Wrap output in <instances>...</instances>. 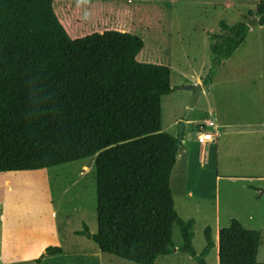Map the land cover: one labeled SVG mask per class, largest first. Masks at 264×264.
I'll return each mask as SVG.
<instances>
[{
    "label": "trees",
    "instance_id": "obj_1",
    "mask_svg": "<svg viewBox=\"0 0 264 264\" xmlns=\"http://www.w3.org/2000/svg\"><path fill=\"white\" fill-rule=\"evenodd\" d=\"M54 2L0 0V173L96 157L98 231L84 225L77 236L134 264H158L175 251L208 264L216 248L213 228H205L206 245L197 253L196 222L180 217L170 185L181 147L179 137L162 128L171 69L140 63L144 42L131 33L72 39ZM251 23L264 27V0L243 21L219 23L223 33L212 35L213 67L204 87L242 46ZM218 244L219 264H263L261 233L238 220L220 229Z\"/></svg>",
    "mask_w": 264,
    "mask_h": 264
},
{
    "label": "rangeland",
    "instance_id": "obj_2",
    "mask_svg": "<svg viewBox=\"0 0 264 264\" xmlns=\"http://www.w3.org/2000/svg\"><path fill=\"white\" fill-rule=\"evenodd\" d=\"M259 1L55 0L54 8L69 30L84 28L85 21L90 33L100 32L106 23L107 29L141 38L144 48L137 60L171 69L173 93L162 99V128L180 139V123L185 121L170 185L180 217L196 222L195 250L201 253L205 248L206 227L213 228L216 242L217 229L238 220L261 233L258 261L264 264V135L245 138L237 135L238 130L225 129L213 144L197 141L201 131L197 124L213 119L209 116L213 105L222 106L226 70L246 68L247 78H254L264 69V27L251 23L246 45L223 64L216 80L215 73L214 98L208 93L210 86H205L191 107L194 92L186 89L198 78L204 82L212 69V35L223 33L219 23L243 21ZM75 11L83 13L84 21L78 23ZM232 91L242 94L246 114L253 116L257 88ZM84 225L97 233L96 157L41 171L0 173V264H35L40 258L41 264H134L104 254L93 241L77 236ZM174 242H182L178 227ZM55 248L63 252L54 254ZM157 262L196 264L193 257L177 251ZM208 264H217L214 250Z\"/></svg>",
    "mask_w": 264,
    "mask_h": 264
},
{
    "label": "crops",
    "instance_id": "obj_3",
    "mask_svg": "<svg viewBox=\"0 0 264 264\" xmlns=\"http://www.w3.org/2000/svg\"><path fill=\"white\" fill-rule=\"evenodd\" d=\"M57 16L59 17L58 11H56ZM75 16L77 18V21L79 19H82L84 21V15L83 13L78 14L77 11L74 12ZM61 23L64 25L65 29L67 30L69 36L72 39H78L84 36H87L90 33L89 29H87L84 23L81 24L84 25V28H78V29H68L64 22L59 17ZM79 23V21H78ZM262 28V27H261ZM107 30L106 23L104 24V27L102 31L99 33H103ZM119 31V30H116ZM121 32H125L122 30ZM94 33V32H93ZM248 38V37H247ZM247 38L242 44V46L233 54L234 55L239 52L247 43ZM232 57L229 59L231 60ZM228 60V61H229ZM248 69L246 68H236V69H228L226 70V83L224 84L225 88V94L221 97V104L222 106H212L210 108L209 116L213 117V119H209L205 122L199 123L197 125H203L205 132L211 137L212 141L209 144H213L214 142L218 141L221 138V133L219 131L222 130H238L237 135L239 136H248V135H264V69H259L257 73V77L254 78H247ZM221 71H218L215 76V80L217 79V75L220 74ZM195 84H201L203 88L204 93V82L202 78H198L197 82ZM216 83H211L210 89L208 93H210L214 98V86ZM253 85L254 88H257L258 90V98L257 101H254L251 103V105L254 107V110L252 113L253 116H248L249 114H246L248 111L247 104L245 105L244 100L240 97L242 94H239L237 91L233 92L232 89H244L246 87H249ZM235 113L231 117L230 114ZM257 116V117H256ZM212 128V131L210 130ZM247 129H254V131H246ZM258 129V130H256ZM263 129V130H261ZM245 130V131H241ZM241 131V132H240ZM198 141V137H197ZM183 143V140L181 144ZM199 144V143H198ZM203 160V159H202ZM200 162H203V161ZM202 164V163H201ZM33 172V171H32ZM16 173V172H15ZM188 197H193L192 191H189ZM221 228H218L216 231V248L214 249L215 253V259L217 261V264H219V231ZM215 234V233H214ZM178 252V251H177ZM211 255V254H210ZM209 258V257H208ZM207 258V261H208Z\"/></svg>",
    "mask_w": 264,
    "mask_h": 264
},
{
    "label": "water",
    "instance_id": "obj_4",
    "mask_svg": "<svg viewBox=\"0 0 264 264\" xmlns=\"http://www.w3.org/2000/svg\"><path fill=\"white\" fill-rule=\"evenodd\" d=\"M187 90H192L194 92V95H193V101H192V104H191V107L194 106L195 102L197 101L198 97L201 95V93L203 92V88H202V85L201 84H196V85H193V86H189L186 88ZM188 113H190V110H188ZM186 120L188 119V115L186 116L185 118ZM184 127H185V121H182L180 123V139H179V142L181 143L182 140H183V134H184Z\"/></svg>",
    "mask_w": 264,
    "mask_h": 264
},
{
    "label": "built area",
    "instance_id": "obj_5",
    "mask_svg": "<svg viewBox=\"0 0 264 264\" xmlns=\"http://www.w3.org/2000/svg\"><path fill=\"white\" fill-rule=\"evenodd\" d=\"M201 131L198 132V142L199 143H204L205 141H212L211 137L205 132L203 129V125H200Z\"/></svg>",
    "mask_w": 264,
    "mask_h": 264
}]
</instances>
